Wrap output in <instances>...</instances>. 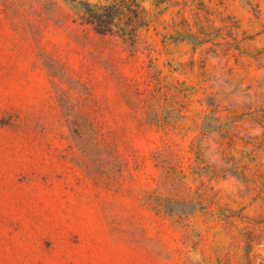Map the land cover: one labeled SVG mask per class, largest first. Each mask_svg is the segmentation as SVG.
<instances>
[{
	"label": "rangeland",
	"instance_id": "rangeland-1",
	"mask_svg": "<svg viewBox=\"0 0 264 264\" xmlns=\"http://www.w3.org/2000/svg\"><path fill=\"white\" fill-rule=\"evenodd\" d=\"M145 5L0 0V264H264V0Z\"/></svg>",
	"mask_w": 264,
	"mask_h": 264
},
{
	"label": "trees",
	"instance_id": "trees-1",
	"mask_svg": "<svg viewBox=\"0 0 264 264\" xmlns=\"http://www.w3.org/2000/svg\"><path fill=\"white\" fill-rule=\"evenodd\" d=\"M74 4H81L82 17L86 23L100 34L119 33L131 49H137L140 39L139 28L149 22L147 0H106L98 2H83L81 0H67ZM158 6L165 0H154ZM175 206L166 208L171 215H191L205 209L202 200H174ZM228 222H233L232 214L223 213ZM240 219H242V216ZM252 232H250V235Z\"/></svg>",
	"mask_w": 264,
	"mask_h": 264
}]
</instances>
